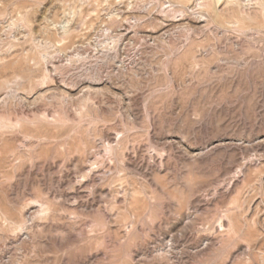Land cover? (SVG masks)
Instances as JSON below:
<instances>
[{
    "label": "rangeland",
    "instance_id": "obj_1",
    "mask_svg": "<svg viewBox=\"0 0 264 264\" xmlns=\"http://www.w3.org/2000/svg\"><path fill=\"white\" fill-rule=\"evenodd\" d=\"M0 264H264V0H0Z\"/></svg>",
    "mask_w": 264,
    "mask_h": 264
}]
</instances>
